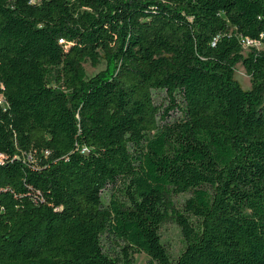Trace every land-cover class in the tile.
<instances>
[{"label":"trees","instance_id":"1","mask_svg":"<svg viewBox=\"0 0 264 264\" xmlns=\"http://www.w3.org/2000/svg\"><path fill=\"white\" fill-rule=\"evenodd\" d=\"M0 102V264H264V0H0Z\"/></svg>","mask_w":264,"mask_h":264},{"label":"rangeland","instance_id":"2","mask_svg":"<svg viewBox=\"0 0 264 264\" xmlns=\"http://www.w3.org/2000/svg\"><path fill=\"white\" fill-rule=\"evenodd\" d=\"M251 46L245 44L244 45V52L243 54L246 56L250 52ZM256 49H262L263 46L260 44H257L254 46ZM85 77L91 78L95 76L96 74L105 71L107 69V61L101 60V63L98 65H95L92 61H88L85 65ZM235 79L241 84L242 88L244 90H250L252 88V78L247 73L246 69L243 67L242 64H238L235 67ZM157 100L159 103L166 102V105H168L167 100L165 99L164 94H157L156 95ZM108 200H106V203L109 201L110 193L107 195ZM189 198V195H182L178 198V203L182 204L185 202V200ZM161 237L162 242L169 251L171 257L173 259L177 258L181 252L184 249V238L181 229L176 225L175 223H167L162 227L161 230ZM104 246L107 250L113 251L114 245L111 243L110 240L105 239L104 240ZM112 254V253H111ZM149 257L146 254H136L133 257V261L131 264H149Z\"/></svg>","mask_w":264,"mask_h":264},{"label":"built area","instance_id":"3","mask_svg":"<svg viewBox=\"0 0 264 264\" xmlns=\"http://www.w3.org/2000/svg\"><path fill=\"white\" fill-rule=\"evenodd\" d=\"M243 44H244V45L247 44V45L251 46L250 48H252V47H254L255 45H257V44H259V43H256V42H252V41L246 40V41H244ZM1 103H2V102H0V104H1Z\"/></svg>","mask_w":264,"mask_h":264}]
</instances>
